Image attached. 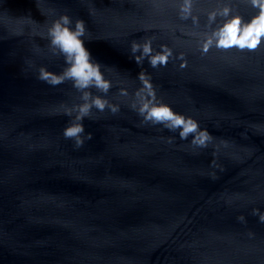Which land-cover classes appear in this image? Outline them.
<instances>
[{
  "label": "water",
  "instance_id": "1",
  "mask_svg": "<svg viewBox=\"0 0 264 264\" xmlns=\"http://www.w3.org/2000/svg\"><path fill=\"white\" fill-rule=\"evenodd\" d=\"M182 2L0 0V264H264V223L253 215L264 213V42L201 51L223 9L245 21L258 9L193 0L181 19ZM61 14L85 21V46L112 81L106 98L119 105L82 121L92 139L80 148L63 136L72 117L62 110L80 93L38 79L41 66L65 67L40 35ZM149 37L155 51L172 49L166 67L135 62L131 42ZM141 71L208 130V147L141 123L119 95L141 87Z\"/></svg>",
  "mask_w": 264,
  "mask_h": 264
},
{
  "label": "clouds",
  "instance_id": "2",
  "mask_svg": "<svg viewBox=\"0 0 264 264\" xmlns=\"http://www.w3.org/2000/svg\"><path fill=\"white\" fill-rule=\"evenodd\" d=\"M192 2L193 0H183L180 12L184 15L181 19H188L191 16ZM250 3L253 8L258 9V13L248 21L239 14L232 15L230 8L223 9L222 14L227 18L203 40L202 53H207L213 46L222 50L235 48L239 51H254L264 42V0H250ZM215 19L216 13H210L209 20L215 21ZM25 23L34 25L36 22L28 17ZM16 34L22 33L18 31ZM40 35H46L50 51L56 56L63 57L65 67L57 74L41 66L38 69V79L52 86L71 82L72 87L80 93L81 103L73 104L71 107L62 105L63 114L72 117L63 130V136L65 139L73 140L75 147L80 148L85 140L92 139V133L85 134L82 121L93 117V109L102 113L107 108L113 114L119 111V105L113 104L106 98L113 86L112 81L105 78L101 64L92 58L85 46L84 37L87 35V28L84 20L76 19L73 22L68 14H61L47 26L46 34L40 33ZM130 51L138 65H142L147 59L152 68L166 67L169 59L173 57V51L167 45L162 44L160 50L155 51L151 37L145 38L142 43L133 40ZM183 56L184 53H180V57ZM186 66L187 61L184 60L180 67ZM138 79L141 87L131 97L125 87L120 88L119 95L128 98L130 108L142 117V124L161 125L171 132H178L182 140H187L191 136V144L197 148L208 147L214 137L206 128L202 129L192 116L178 113L169 104L163 102L157 96L150 74L141 71ZM91 89H96L104 95H93ZM173 139L169 137L168 142L171 143ZM253 215H258L260 222L264 223V213H260L259 209H253ZM238 219L242 222L245 220L242 215Z\"/></svg>",
  "mask_w": 264,
  "mask_h": 264
}]
</instances>
